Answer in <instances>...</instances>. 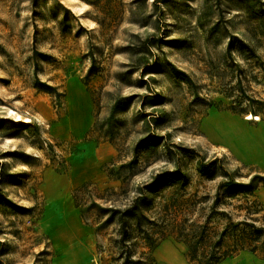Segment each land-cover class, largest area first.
Here are the masks:
<instances>
[{"label":"rangeland","instance_id":"obj_1","mask_svg":"<svg viewBox=\"0 0 264 264\" xmlns=\"http://www.w3.org/2000/svg\"><path fill=\"white\" fill-rule=\"evenodd\" d=\"M141 108L160 115L162 137L135 152L148 134ZM213 112L264 119V0H0V188L17 204L0 203V264H122L117 218L99 230L82 218L73 194L84 183L88 202L140 203L132 258L159 264L158 245L172 239L189 264L181 232L203 224L209 245L227 213L246 217L244 200L224 197L221 166L239 181L264 175L209 139ZM95 119L101 129L87 135ZM177 167L186 185L165 173Z\"/></svg>","mask_w":264,"mask_h":264},{"label":"trees","instance_id":"obj_2","mask_svg":"<svg viewBox=\"0 0 264 264\" xmlns=\"http://www.w3.org/2000/svg\"><path fill=\"white\" fill-rule=\"evenodd\" d=\"M233 38L237 39V41H242L239 36H233ZM232 41L230 40L228 43V53L232 55L231 46ZM248 49L255 53L254 47L249 44L243 43L242 50ZM138 69V66L132 67L127 70L126 73H133ZM93 66L90 67L87 78H90V74L92 73ZM239 83H241V79H239ZM54 90L55 86H50ZM241 95H245L248 101L255 102L256 99L252 96L246 94L244 88L241 86ZM156 92H152V94H146L144 97L147 99H156L158 96ZM135 94H132L133 97ZM154 96V97H151ZM124 97L123 99H125ZM129 98V97H127ZM122 100V98L118 99L115 102V106ZM260 102V100H257ZM117 104V105H116ZM145 101L142 102L141 106H145ZM233 109H236L233 107ZM142 116L144 117V129L148 131V134L144 137H141L136 143L134 150L135 152H139L142 148V144L149 141L150 138L154 136L160 138L162 137L158 134L154 129H157V124L160 120V115L155 113L152 115L151 113L144 112L141 108ZM257 113L256 111H254ZM115 112L113 111L107 121H110L114 116ZM151 114L152 117H149ZM15 124H22L21 122H14ZM29 126V124H26ZM101 129L98 127V119H95V123L93 127L87 132V135L94 133L95 130ZM102 137H106L104 135H112V132L109 128H106L102 133L100 132ZM185 152L189 150L184 148ZM191 152V151H189ZM138 157L131 159L129 162L123 165L131 166L133 163L137 162ZM202 164L201 171L206 172L209 170V166H206L203 159H199ZM216 160L210 162V164L215 163ZM216 169V168H215ZM223 175L226 177L222 186H225V198H236L240 200H244V203L239 204L241 209H246L245 215L243 219L234 220L231 214L227 213V223L220 232L218 239L212 243L206 244V230L204 229V225H197L187 232H181V236L179 240H183L187 244V252L186 256L189 264H220L224 259L228 257H235L240 254L243 250H249L258 256L264 258V211L263 208L259 206V202L253 200V197L257 196L256 191L260 187H264V175L262 174H254L251 176L249 181H239L233 175V172H230L224 166H221ZM168 175H172L174 177H181L182 184L186 185L188 183L187 174H181L180 168H176L173 172L167 171L165 172ZM212 175H216L215 171L212 172ZM3 172H0V179H2ZM91 183H84L81 187H78L74 191V199L76 204L81 209L82 218L91 224H95L97 230L105 227L108 222L112 219L117 218L119 221L120 227V238L118 239V243L122 244L121 252L124 253V261L122 264H141V258L135 259L132 258L130 245L132 244L131 240V231L132 227L130 219L135 221V226H133V230L135 232L141 227L142 219L145 217L141 212L140 203L138 201H134L131 205L125 208H115V207H105L98 204L95 201L88 202V199L85 198V195L89 191V186ZM0 203L6 205L7 203H12L9 198L5 196V193L0 188ZM258 204V205H257ZM14 205V204H13ZM17 205V204H16ZM14 205V206H16ZM94 206L98 207V213L95 216H90L87 213L94 209ZM17 207V206H16ZM256 207V208H254ZM262 213V214H261ZM106 217V218H104ZM131 232V233H130ZM225 238L231 240L229 244H224ZM1 244V241H0ZM124 244L126 246L124 247ZM123 257V256H122Z\"/></svg>","mask_w":264,"mask_h":264},{"label":"crops","instance_id":"obj_3","mask_svg":"<svg viewBox=\"0 0 264 264\" xmlns=\"http://www.w3.org/2000/svg\"><path fill=\"white\" fill-rule=\"evenodd\" d=\"M217 117H224L228 121L226 124L213 125L214 119ZM227 126L232 129V134L224 133ZM205 131L214 144L229 150L241 161L264 166L263 118L255 124H251L247 119L213 112L205 122ZM256 195L261 197L264 204V187H260L256 191ZM185 249V245L181 242L172 239L163 240L156 250L159 264H188L184 256ZM220 264H264V258L249 250H243L235 257L224 259Z\"/></svg>","mask_w":264,"mask_h":264},{"label":"bare ground","instance_id":"obj_4","mask_svg":"<svg viewBox=\"0 0 264 264\" xmlns=\"http://www.w3.org/2000/svg\"><path fill=\"white\" fill-rule=\"evenodd\" d=\"M246 119H248V120H251V119H256V120H261V118H260V116H256L255 118H254V116L252 115V114H250V115H248L247 117H246Z\"/></svg>","mask_w":264,"mask_h":264}]
</instances>
